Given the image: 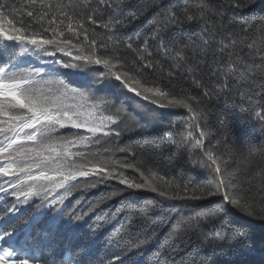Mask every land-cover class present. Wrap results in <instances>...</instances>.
<instances>
[{
  "label": "snow or ice",
  "instance_id": "6c2138e0",
  "mask_svg": "<svg viewBox=\"0 0 264 264\" xmlns=\"http://www.w3.org/2000/svg\"><path fill=\"white\" fill-rule=\"evenodd\" d=\"M256 3L0 0V264H176L192 241L226 257L248 245L247 222L264 223V148L237 152L226 119L206 143L204 102L232 99L264 133V15H244ZM177 109L163 139L186 153L180 178L132 137ZM144 192L195 211L153 216Z\"/></svg>",
  "mask_w": 264,
  "mask_h": 264
},
{
  "label": "trees",
  "instance_id": "16d2710c",
  "mask_svg": "<svg viewBox=\"0 0 264 264\" xmlns=\"http://www.w3.org/2000/svg\"><path fill=\"white\" fill-rule=\"evenodd\" d=\"M130 2L136 5L137 0H130ZM220 3L223 4V0H220ZM220 10L228 16L233 15L232 12L228 11L227 5H223ZM148 15L150 16L151 13ZM244 15L253 18L264 15V0H257L255 8L245 12ZM147 18L145 16L142 21L137 22L136 29H139L143 20ZM129 58L131 59V57ZM177 73L179 74V70H177ZM188 77L189 74L184 73L183 78L179 80L181 86L191 87V81ZM198 78L208 87H212L215 82L208 79L206 71L198 74ZM193 91L197 94L199 92L196 89H193ZM233 96H235L234 93ZM236 99L238 102V98ZM254 102L255 105H264V90H258L254 97ZM204 108L208 117V125L212 129V132L206 137V143L214 144L216 142L218 139L216 135V131L219 128L218 122L220 119H226L233 130L231 143L237 152L247 151L248 148L253 150L264 148V133L259 130L258 119L253 112L249 110L241 113L239 108L233 107L232 99H228L226 103L223 97H212L210 100H206ZM245 108H247V105H245ZM185 115V110L177 109L165 116L163 124L153 125L149 123L145 129L132 133L133 141H140L143 144L142 159L154 171L176 178L188 173L189 164L185 151L181 149L177 153L176 148L163 139L165 131L169 127L168 121L171 120L174 126L178 128L179 124L176 122L181 116ZM173 136L175 137V132H173ZM232 167H236V165L233 164ZM245 175L246 173L241 170L240 166L239 178L236 179V182L240 183ZM144 201H151L154 209L152 215L156 217L166 216L170 212L174 214L176 210L185 215L192 214L195 211L191 206L192 202L169 201L150 192L142 193L140 202L143 203ZM173 205H175V208H173ZM247 231L250 233L248 245L233 256L226 257L218 253L213 254L198 242L192 241L190 246L179 256L174 257L176 264H179L182 257L189 264H224L225 261H231L233 264H264V223L258 220L248 221ZM163 240L164 236L161 234L159 241L163 242ZM147 259L151 260L152 257L149 256Z\"/></svg>",
  "mask_w": 264,
  "mask_h": 264
},
{
  "label": "clouds",
  "instance_id": "9594fccd",
  "mask_svg": "<svg viewBox=\"0 0 264 264\" xmlns=\"http://www.w3.org/2000/svg\"><path fill=\"white\" fill-rule=\"evenodd\" d=\"M253 163H254L253 160H243L241 162V170L242 171H250Z\"/></svg>",
  "mask_w": 264,
  "mask_h": 264
}]
</instances>
